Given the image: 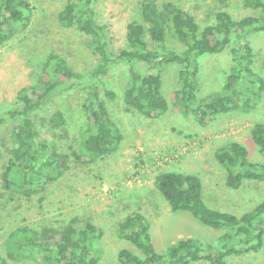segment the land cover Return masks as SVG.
<instances>
[{
  "label": "rangeland",
  "instance_id": "374dc122",
  "mask_svg": "<svg viewBox=\"0 0 264 264\" xmlns=\"http://www.w3.org/2000/svg\"><path fill=\"white\" fill-rule=\"evenodd\" d=\"M26 1L31 7L27 28L13 29L7 42L0 46V114L15 107L21 89L37 87L51 79V55L63 58L74 73L84 76L97 64V56L77 29L65 28L57 20L66 0ZM153 1L159 7L167 2L176 5L194 17L200 29L214 24L218 12H227L236 20L257 13L244 0ZM140 2L99 0L94 5L97 20L109 26L114 52L126 47L127 25L141 21ZM248 40L254 58L253 71L264 81V34H249ZM167 45L181 48L169 35ZM231 61L229 50L201 58L195 82L197 103L220 95ZM137 68L142 74L152 73L144 63H138ZM178 69L175 64H169L158 71L167 110L151 113L149 117L124 102L127 69L122 66L111 71L101 89L113 91L115 98L105 99L103 90L101 98L122 139L114 151L93 161L84 155L79 160L74 156L78 154L81 133L91 127L83 110L89 94L85 80L57 103L65 118L63 129H50L48 114L53 110L39 115L36 120L40 140L66 154L67 171L59 180L44 183L27 194L14 171H10L9 178H14L16 186L9 190L3 187L1 174L12 160L16 146L12 134L13 128H16L14 133L18 132V123L7 124L0 130L1 259L7 264H37L24 256L26 252L17 249L16 243L22 236H38L42 229L60 231L68 224L83 226L89 222L103 232L97 247L98 264H120L117 255L121 249L138 253L117 236V226L133 212L148 220L152 243L160 254L182 239L216 244L225 230L211 229L187 212L170 209L154 185L157 174L165 171L198 176L203 201L212 210L240 216L264 201V181L244 180L238 189H230L225 184L226 169L214 157L220 147L236 141L247 150L249 162L264 164L250 134L253 123H264V90L253 110L218 114L200 125L193 112L197 103L188 115L180 111L176 95ZM136 177L140 182L135 181ZM228 263L264 264V245L259 253L233 256Z\"/></svg>",
  "mask_w": 264,
  "mask_h": 264
},
{
  "label": "trees",
  "instance_id": "16d2710c",
  "mask_svg": "<svg viewBox=\"0 0 264 264\" xmlns=\"http://www.w3.org/2000/svg\"><path fill=\"white\" fill-rule=\"evenodd\" d=\"M98 1L66 0L57 16L63 27H75L84 37L87 47L97 56L96 66L84 76L74 73L63 58L51 55V79L37 87L21 89L15 107L0 114V130L7 124L18 123V132L14 133L16 128H13L12 134L16 145L11 153L12 160L1 174L4 189L16 186L14 178H9L10 171L17 173L26 194L44 183L59 180L66 173V154L40 140L36 119L53 110L48 114L50 129H63L65 118L57 103L84 80L88 83L89 94L83 110L91 127L81 133L78 154L74 156L79 160L84 155L93 161L117 148L122 136L101 98V90L105 99L115 98L113 91L101 88L116 67H125L129 76L124 91L125 104L149 117L151 113L167 110L158 71L175 64L179 68L176 78L178 105L181 113L188 115L197 103L195 82L201 58L229 50L232 64L221 93L211 101L197 103L193 110L197 122L203 125L218 114L251 111L259 101L264 81L253 71L254 58L248 35L264 34V0H244L247 7L257 11L256 15L236 20L227 12H218L214 24L203 29L194 17L172 3L159 7L153 0H141L138 6L141 21L127 25L126 47L117 52L112 50L114 39L109 26L96 18L94 5ZM30 15L31 7L26 0H0V46L7 42L13 29L23 31L27 28ZM168 35L180 44L179 50L168 47ZM138 63L146 64L152 73L142 74ZM250 134L264 158V123H253ZM214 157L226 169L225 184L230 189H238L244 180L264 181V164L249 162L248 152L239 142H228ZM154 185L172 211L187 212L204 226L225 232L216 244L195 238L182 239L160 254L152 243L148 220L133 212L117 226V236L138 253L121 249L117 255L120 264H229L230 257L261 251L264 201L253 210L236 216L205 205L201 180L196 175L165 171L157 174ZM102 236V230L89 222L83 226L68 224L60 231L42 229L38 236L24 235L16 246L37 264H98L97 247ZM0 264L7 263L0 258Z\"/></svg>",
  "mask_w": 264,
  "mask_h": 264
},
{
  "label": "built area",
  "instance_id": "2783aa9c",
  "mask_svg": "<svg viewBox=\"0 0 264 264\" xmlns=\"http://www.w3.org/2000/svg\"><path fill=\"white\" fill-rule=\"evenodd\" d=\"M135 181H136V182H140V180H139L137 177H136ZM129 184H131V183H129Z\"/></svg>",
  "mask_w": 264,
  "mask_h": 264
}]
</instances>
